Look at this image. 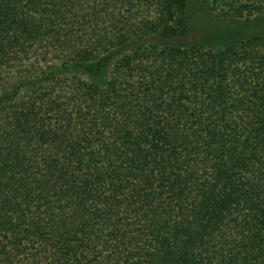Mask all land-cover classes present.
Masks as SVG:
<instances>
[{
  "label": "trees",
  "instance_id": "obj_1",
  "mask_svg": "<svg viewBox=\"0 0 264 264\" xmlns=\"http://www.w3.org/2000/svg\"><path fill=\"white\" fill-rule=\"evenodd\" d=\"M189 2L0 0V264H264V34Z\"/></svg>",
  "mask_w": 264,
  "mask_h": 264
},
{
  "label": "rangeland",
  "instance_id": "obj_2",
  "mask_svg": "<svg viewBox=\"0 0 264 264\" xmlns=\"http://www.w3.org/2000/svg\"><path fill=\"white\" fill-rule=\"evenodd\" d=\"M217 8L220 9L219 6ZM187 30V35L183 37L168 41L158 39L151 41L170 47L186 48L204 45L213 50L223 49L234 40L238 41L256 34H264V20L223 22L204 7L201 0H190L187 8Z\"/></svg>",
  "mask_w": 264,
  "mask_h": 264
}]
</instances>
